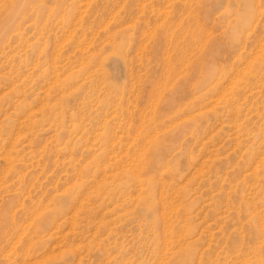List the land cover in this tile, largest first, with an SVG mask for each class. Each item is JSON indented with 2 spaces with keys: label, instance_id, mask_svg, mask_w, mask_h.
<instances>
[{
  "label": "rangeland",
  "instance_id": "374dc122",
  "mask_svg": "<svg viewBox=\"0 0 264 264\" xmlns=\"http://www.w3.org/2000/svg\"><path fill=\"white\" fill-rule=\"evenodd\" d=\"M0 264H264V0H0Z\"/></svg>",
  "mask_w": 264,
  "mask_h": 264
}]
</instances>
